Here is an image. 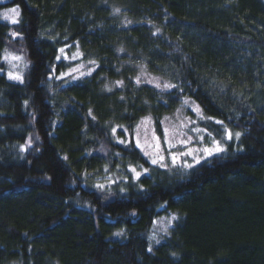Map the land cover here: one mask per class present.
Segmentation results:
<instances>
[{
	"label": "trees",
	"instance_id": "trees-1",
	"mask_svg": "<svg viewBox=\"0 0 264 264\" xmlns=\"http://www.w3.org/2000/svg\"><path fill=\"white\" fill-rule=\"evenodd\" d=\"M9 7L19 17L0 19V264H264V0ZM79 63L91 72H69ZM141 67L176 87L144 83ZM185 100L207 136L232 134L223 151L161 167L114 138L147 116L159 132Z\"/></svg>",
	"mask_w": 264,
	"mask_h": 264
},
{
	"label": "rangeland",
	"instance_id": "rangeland-1",
	"mask_svg": "<svg viewBox=\"0 0 264 264\" xmlns=\"http://www.w3.org/2000/svg\"><path fill=\"white\" fill-rule=\"evenodd\" d=\"M7 0H0V2H5ZM11 9H18L16 7H9L6 9L0 10V19L7 22L12 23V18L14 17L18 20L19 15L17 16L15 13L11 12ZM7 14V15H5ZM79 53H73L71 58H78ZM18 57L12 53H6L4 55V59L7 62V70L9 73L13 75H20L22 72V66L19 63V59H15ZM9 62H8V61ZM74 75H87L91 72V68L85 66L83 63L76 64L72 66L69 70ZM138 77L144 83L151 84L156 87V84H159L160 87H157L161 90H166L164 87L167 83L161 81L159 78L151 76L147 73L144 67H141L138 71ZM197 106L194 103L189 102L185 104L184 102L181 106L170 116L164 117L160 123L159 132L156 131L155 123L153 119L149 116L142 117L136 123H134L130 128L119 126L114 128V138L125 141L124 143H128L130 137L133 138V144L141 151V153L146 157L150 162L152 159H158L159 155H163L165 160L163 163L166 166L184 164L185 161L187 163H193L192 156L181 155V153L188 152L190 150L193 151V154L199 159H203L207 156L203 149H212L214 145V141L219 142V146L223 148L225 146V141L228 140V133H221L220 138L213 139L211 136H207V131L203 129L202 123L205 121V117L203 116L201 110L199 113L193 111V108ZM200 109V108H199ZM168 129V143H165L164 138V130ZM118 133L123 134V138H121ZM232 135V134H231ZM159 138L157 141L156 138ZM137 141H139V146L137 145ZM182 141L186 142L183 143ZM157 143H159V148L156 147ZM148 153V155H145ZM216 153V152H213ZM212 153V154H213ZM176 154L177 160L175 164L171 159V155ZM211 154V155H212ZM158 165H160L158 163ZM136 175V173H135ZM171 217H162L155 221L153 226V239L159 240L161 233L163 232L166 225L169 224ZM159 236V237H158ZM14 264V263H11Z\"/></svg>",
	"mask_w": 264,
	"mask_h": 264
},
{
	"label": "snow or ice",
	"instance_id": "snow-or-ice-1",
	"mask_svg": "<svg viewBox=\"0 0 264 264\" xmlns=\"http://www.w3.org/2000/svg\"><path fill=\"white\" fill-rule=\"evenodd\" d=\"M10 11L13 12V13H15L17 16L19 15L18 9H11ZM115 11L118 12L119 9H116ZM5 15H7V14H5ZM12 22L13 23H17L18 21L13 17L12 18ZM13 35L15 36L16 33H13ZM60 51L63 52V49H61ZM15 59H20V58L19 57H15ZM57 59H59V57H57ZM9 78L10 79L21 80V82H22V79H23L22 76H20L18 74L17 75H13L11 73H9ZM137 82L139 83V79H137ZM117 83H121V82H117ZM156 87H160V85L159 84H156ZM164 87H166V88H172V87H176V86L175 85H171V84H166V85H164ZM25 103H27V101ZM184 103L185 104H188L189 101L188 100H185ZM193 111H196L197 113H199L200 112L199 106H195L193 108ZM218 123H221L222 124L223 122L222 121H218ZM113 132H115V129H113ZM239 135H240L239 133H236V136L237 137ZM164 138H165V143H168V129H165L164 130ZM228 138H231V133H228ZM156 139H157V141H159V138L158 137ZM124 142L125 141H123V140L120 141V143H124ZM182 142L183 143H186L184 141H182ZM30 143H31V141H29V144ZM213 143H214L215 146L212 149H207V148L206 149H203V151L205 152V154L211 155L213 152L223 151V149L219 146V142L214 141ZM137 145L139 146V141H137ZM156 147L159 148V143H157ZM145 155H148V153H145ZM181 155H188V156H192V158H193V163H191V164L190 163H187L185 161L184 167H186V168H191V167L194 166V163H199V159L193 154V151L192 150H190L188 152H185V153H181ZM65 159H66V157H65ZM171 159H172L173 163L175 164V162L177 160L176 154H172L171 155ZM164 160H165V157L163 155H159V158L158 159H152L151 160V163L152 164H158L159 163L161 167H165L166 165L163 163ZM132 171H135V169H132ZM144 171H147V169H144ZM136 176L139 177L140 176V173L139 172H136Z\"/></svg>",
	"mask_w": 264,
	"mask_h": 264
}]
</instances>
